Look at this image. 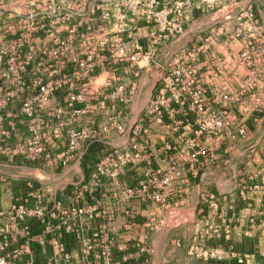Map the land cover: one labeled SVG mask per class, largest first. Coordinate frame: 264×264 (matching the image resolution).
I'll return each instance as SVG.
<instances>
[{
	"label": "built area",
	"instance_id": "built-area-1",
	"mask_svg": "<svg viewBox=\"0 0 264 264\" xmlns=\"http://www.w3.org/2000/svg\"><path fill=\"white\" fill-rule=\"evenodd\" d=\"M201 20L207 32L201 39L204 45L226 33H243L254 24L256 12L241 0H0V264H74L68 245L58 236L69 232L76 219L93 220L99 215L98 204H64L37 169L67 165L76 151L114 128L110 113L100 124L80 123L78 118L87 111L112 109L114 100L127 101L124 83L114 87L115 69L134 70L143 60L159 64L165 47L183 37L189 23ZM188 46L178 52H197ZM252 49L246 41L239 52L242 61L251 60ZM185 70L177 67L170 79L180 83ZM29 85L35 93H27ZM57 87H65L66 93L55 98ZM179 100L178 95L170 99ZM50 102L51 108L43 107ZM164 109L162 100H152L143 117L153 113L156 122H162ZM243 132L241 128L239 134ZM62 136L64 151L55 158L51 150ZM197 148V143L190 148L192 163L200 154ZM131 160L128 153L114 157V149L102 154L95 160L90 185L97 186L103 178L114 181ZM182 170L164 174L160 190L152 193L144 181L138 192L128 185L123 190L127 197L161 202L166 196L162 187L181 178ZM260 174L264 177V163ZM211 205L217 207L216 200ZM220 219L208 223L213 238L231 234L225 211H220ZM81 246L84 264H134L115 257L113 240L103 228ZM192 251L206 261L225 258L218 247ZM231 256L243 261L235 252Z\"/></svg>",
	"mask_w": 264,
	"mask_h": 264
},
{
	"label": "crops",
	"instance_id": "crops-1",
	"mask_svg": "<svg viewBox=\"0 0 264 264\" xmlns=\"http://www.w3.org/2000/svg\"><path fill=\"white\" fill-rule=\"evenodd\" d=\"M251 4L255 12L261 6L259 0H253ZM202 25L203 20L189 23L184 36L169 43L159 55V64L143 60L134 70L127 66L114 70V84L126 82L125 87H129V112L125 120L130 126L140 116L148 100L144 97L149 94L148 86H152L162 72H165V58L179 53L182 47L189 48L190 45L197 48L198 75L207 79L208 74L212 73L215 76L212 79H224L233 91H238L234 94L238 103L233 104L231 115L243 117L246 110L254 120L247 123L244 137L223 145L201 142L202 148L195 163L190 159L177 161V165L183 169L182 177L173 179V190L159 204L140 202L134 196L127 197L123 184L114 187V181L108 178H103L97 186L90 185L95 160L114 149V146L125 144L129 137L128 131L122 133L111 127L107 132L100 133L95 141L78 150L61 169L59 164L53 165L59 167L55 170L52 165L37 169L47 187L59 198L70 197L74 192L71 184L75 179L80 180L84 193H80L79 201L98 204L99 215L92 220V228H103L109 233L117 259L127 258L134 264H264V177L260 174L264 163V104L257 111L248 109L254 98L264 102L263 16L256 12L254 24L238 36L226 33L204 45L201 39L206 37L207 32L202 31ZM246 41L253 44L251 60L242 61L239 52ZM205 53L211 58L222 57L224 61H203ZM140 83L142 87H147V92L141 96L136 91ZM246 85L252 86L250 94L241 93V87ZM119 104L121 102L114 100L112 109L87 111L78 121L100 124L105 113L114 115ZM259 116L262 117L261 120L258 119ZM187 128L181 123L176 137L184 135ZM149 134L152 149L169 138L167 131L161 126L152 128ZM253 141L256 142L252 149L254 155L249 157L248 143ZM210 154L213 157L209 159ZM165 160L163 153L156 154L155 167L164 169L168 165ZM193 167L196 169L194 174L193 171L191 173ZM136 169L138 168L123 172L120 183H135L141 173V168L138 172ZM56 179L61 182H55ZM2 200L7 204L8 197L4 196ZM213 200H216L217 207L211 205ZM220 211L226 213V220L231 224V234L229 237L220 234L210 239L206 235L208 232L204 231H208V223L222 222ZM186 213L189 216L190 235L185 236L180 232L173 237L168 236L172 230L181 231L183 226L180 222L184 220ZM152 218L160 223V228L154 232L146 227L151 224ZM166 221L173 222V225L168 226ZM247 230H250L249 234L245 233ZM195 247H218L225 258L221 261L203 260L192 251ZM231 252L242 257L243 261L239 263L236 257L231 256ZM80 263L84 264L83 260Z\"/></svg>",
	"mask_w": 264,
	"mask_h": 264
},
{
	"label": "rangeland",
	"instance_id": "rangeland-1",
	"mask_svg": "<svg viewBox=\"0 0 264 264\" xmlns=\"http://www.w3.org/2000/svg\"><path fill=\"white\" fill-rule=\"evenodd\" d=\"M241 1L247 6L252 5L251 3L253 2V0ZM259 3L261 4V6L259 7L260 11L257 9L256 12L258 13V15L263 16L264 21V0H259ZM231 25L234 26L233 23H231ZM262 45V61H264V25ZM203 56L204 55H201V57ZM198 57L199 56L197 52H192L188 55L173 53L165 58V72H162V75L158 78V80L155 81L152 86H148L149 94L144 96L148 98V100L145 102V106L143 107L138 119L130 126L125 120V117L129 112L128 97L130 95L128 93L129 87H125L126 90L124 92V96L126 97L127 101L119 104V109L114 111V130L119 132L121 131L122 133L128 131L129 137L125 144L114 146V157H116L117 155H125L126 153H128L133 157V160L125 163L122 166V169L119 172L117 179H114V187L116 185L122 184V186L128 185L132 189H134V191L138 192L140 190V182L144 181V184L147 186V189L150 193L156 190H160L159 183L161 177L164 174L169 176L174 168L179 167L177 165V161L183 159H186L188 161L191 158L190 154L192 150L190 148L192 147V144H198L197 149L200 153V148H202L200 144L201 142L206 141L214 145H223L227 142H235L238 137L240 138L246 135L247 123H251L252 121H254L253 118L250 117L251 115L246 110L243 114V117H237L236 115H231L230 113V110H232L233 108V104L238 103L236 101V97L234 96V94H237L238 91H233L229 86L228 82L224 79H212L215 77L212 73L208 74L207 79L204 77L202 78L200 75H198L196 70V62L198 61ZM207 59L211 63H222L224 61V58L222 57L211 58L207 55V53H205L203 61H207ZM155 60L157 61L156 57ZM237 61L241 62L240 59H237ZM177 67L186 68L185 72L181 74L182 81L180 83H176L170 79L171 71L176 69ZM189 70L191 71L190 74L188 73ZM34 72L39 75L41 73V71ZM202 79H204V83L207 84H204L202 82ZM123 83L124 85L126 84V82ZM115 86H117V84H114V87ZM27 87V93H35L34 86L29 85ZM52 87L55 88V86ZM138 90H140V92ZM251 90L252 86L250 85L241 87V93L246 92L247 94H250ZM136 91L140 96L144 95V93L147 92V87H142L140 83L136 87ZM141 91L144 92L141 93ZM65 93V87H57L54 91L55 98L59 96L61 97ZM174 95H178L180 97V100L177 103L170 101V99H172ZM223 95H227V98H223ZM156 99H158L159 101L162 100L163 107L165 108L163 111L164 119L162 122H156V116L153 113L150 114V116L148 117H143L144 109L150 104L152 100ZM263 104V101L254 98L253 102L248 105V109L251 108L252 110L257 111L262 108ZM52 105L53 102H50L49 104L43 105V107L51 108ZM258 119L261 120L262 117L259 116ZM262 120L264 123V117ZM181 123L186 125L188 128L186 131H184V135H180V138H177L175 134L181 126ZM160 126L162 127V129L167 131L169 138L159 146L155 145V148L152 149L149 132L152 128ZM241 128H243L244 134H239V130ZM189 129L191 130L189 131ZM262 129L264 138V124ZM63 136L59 139V143L55 145L54 149L51 150L55 158L60 156L64 151L62 143V141L64 140ZM254 144H256V142L254 141L248 143V146L250 145L248 151V154L250 155L249 157H253L254 155V151L252 150ZM184 147L186 149H184ZM77 152L78 151H76L75 153ZM160 153H163L165 155V161L168 163V165L164 169L155 167L154 165L155 155ZM212 157V154L208 156L209 159ZM56 167L57 166H53V170H55ZM62 167L63 165H60V169ZM132 168H138L136 169V172H138L139 168H141V173L139 174L140 178H138L135 183H128L127 181H123L124 183H120V181L122 182V173L125 172L127 169ZM55 182H61V180L56 179ZM174 184L175 181L172 180L169 184L162 187L161 190L166 195L165 198L173 190L172 188L174 187ZM60 185H62V183ZM71 187L74 192L71 194L70 197H65L69 198L68 200H66L64 197H58L66 205L80 203V193H84L82 191L83 189L79 179H75L71 184ZM82 195L84 197V194ZM135 198L140 202L145 201L154 204H159L164 201L163 200L161 202H155L151 198L143 199L141 195H135ZM171 213H173V211H171ZM169 214L170 213L168 212V216ZM188 217V213L184 214V220L180 222V225L183 226L181 231L172 230V232L168 236L173 237L175 233L180 232L183 233L185 236H189L191 230L188 224ZM150 222L151 224L146 226L148 227L150 232H154L160 228V223L154 221L153 218ZM166 224L168 226H171L173 225V222L167 223L166 221ZM92 227V220L90 221L82 218L75 220V225L71 227V230L69 232H57L61 234V236H58V239L64 241L68 245L69 250L72 254L74 264H81L80 262L82 261V255L80 248H82L81 245L83 241L88 238L92 232L96 230ZM204 232H208L206 235H208L210 239L213 238L210 236L211 231L205 230Z\"/></svg>",
	"mask_w": 264,
	"mask_h": 264
}]
</instances>
